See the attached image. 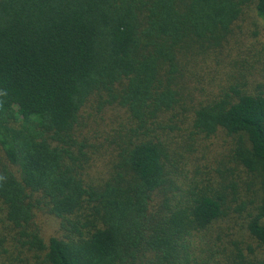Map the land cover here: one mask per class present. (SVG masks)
<instances>
[{"label": "trees", "instance_id": "trees-1", "mask_svg": "<svg viewBox=\"0 0 264 264\" xmlns=\"http://www.w3.org/2000/svg\"><path fill=\"white\" fill-rule=\"evenodd\" d=\"M249 9L0 0V264H264V82L202 84Z\"/></svg>", "mask_w": 264, "mask_h": 264}, {"label": "rangeland", "instance_id": "rangeland-1", "mask_svg": "<svg viewBox=\"0 0 264 264\" xmlns=\"http://www.w3.org/2000/svg\"><path fill=\"white\" fill-rule=\"evenodd\" d=\"M237 28L238 29L234 30L233 33L231 32L233 35L231 41L227 42L225 46L218 48V51H216L214 55H211V58L207 61V66L215 71V76L210 84L206 83L205 78L202 80L204 88L214 90V84L218 81L224 83L226 74L231 73L233 70H235L234 73L241 77V80H243L248 87H252L255 83L264 82V30L254 11L251 9L248 11L245 10L243 19L239 21ZM232 61H234L235 64L231 65ZM202 67L206 69L205 62L202 64ZM225 72L226 74L224 76ZM106 114L105 111L98 114L97 127L94 134V137L97 135V139H103L106 133L112 135L109 139H112L114 136L115 132L112 131L111 128L116 129V126L111 124L112 118H110L111 120L108 122L109 118H107ZM87 119L88 116L84 117L83 120L87 121ZM123 121H125L124 118ZM91 137L92 135L89 138L91 139ZM95 141L98 140L95 139ZM105 159L106 157L104 154H97L96 156L94 154V159L92 161L93 166L91 171H89V176L91 178L95 179L107 175L106 171L104 172ZM37 222L41 227L43 237H48L57 233L58 222L54 217L39 213ZM2 225L3 223L0 222V233H5ZM233 236L235 237L236 234L234 233L231 237ZM241 239L242 243L239 244V247L243 248L245 254L252 255L247 252L246 243H250L254 246L253 256H259L261 254L262 249L260 246H256L254 241L248 238ZM3 247H7L6 243L0 242V249ZM19 257L21 258L22 256ZM3 259L5 258H2V260Z\"/></svg>", "mask_w": 264, "mask_h": 264}]
</instances>
